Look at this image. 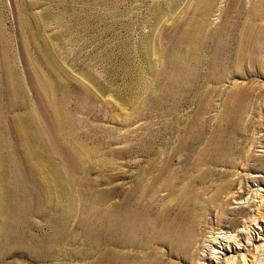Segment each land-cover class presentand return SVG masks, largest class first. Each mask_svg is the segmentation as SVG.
<instances>
[{"label": "rangeland", "instance_id": "obj_1", "mask_svg": "<svg viewBox=\"0 0 264 264\" xmlns=\"http://www.w3.org/2000/svg\"><path fill=\"white\" fill-rule=\"evenodd\" d=\"M0 113V264H264V0H0ZM133 192L192 249L89 243Z\"/></svg>", "mask_w": 264, "mask_h": 264}, {"label": "bare ground", "instance_id": "obj_2", "mask_svg": "<svg viewBox=\"0 0 264 264\" xmlns=\"http://www.w3.org/2000/svg\"><path fill=\"white\" fill-rule=\"evenodd\" d=\"M58 111V110H57ZM1 114V113H0ZM2 116V115H1ZM58 119V118H57ZM1 121L4 122V119ZM64 121V120H63ZM59 122V121H58ZM64 124V123H63ZM1 125H3L1 123ZM2 127V126H1ZM3 128V127H2ZM1 130V129H0ZM3 130V129H2ZM42 130V129H41ZM5 131V129H4ZM40 131V130H39ZM39 131L37 133H39ZM3 132V131H2ZM42 132V131H41ZM1 133V132H0ZM4 133V132H3ZM45 136V135H44ZM2 138V137H1ZM39 138H40V134H39ZM3 140V138H2ZM40 141H43L42 139H38ZM46 140V138H45ZM3 142V141H1ZM0 142V144H1ZM38 142V141H37ZM4 144V143H2ZM26 144V143H25ZM24 144V145H25ZM43 144V142L41 143ZM6 144H4L3 146H5ZM1 146V145H0ZM2 146V149H4ZM43 146V145H42ZM45 147V145H44ZM1 148V147H0ZM27 148V146H26ZM6 149V148H5ZM48 148L46 147V150ZM51 149V148H49ZM53 152H51L50 154H52ZM14 154V153H12ZM47 154V153H46ZM48 155V154H47ZM13 156V155H12ZM52 156V160H53V155ZM11 157V156H10ZM48 157V156H47ZM13 158V157H12ZM28 158V157H27ZM51 158V157H49ZM4 160L7 161V158H4ZM50 160V161H52ZM54 161H52L53 163ZM56 162V161H55ZM58 163V162H57ZM2 164V163H1ZM55 165V163H53ZM61 164V163H60ZM57 165V164H56ZM31 166V165H30ZM59 166V165H58ZM2 167V166H1ZM0 167V169H1ZM18 167V166H17ZM7 168V167H6ZM56 169V168H55ZM5 172L6 170L3 169ZM1 171V170H0ZM17 171V170H16ZM56 171V170H55ZM9 173V171H8ZM14 173V172H13ZM12 173V174H13ZM0 174H3L0 172ZM4 175V174H3ZM9 175V174H7ZM6 175V176H7ZM23 175V174H22ZM15 176V175H13ZM12 177V176H11ZM6 178V177H5ZM15 178V177H14ZM4 179V178H3ZM7 181V180H6ZM20 181V179H19ZM13 182V181H12ZM8 184V182H7ZM172 184V183H171ZM170 184V186H172ZM16 185V184H15ZM63 185V182H62ZM18 186V185H16ZM10 187V186H9ZM66 188V187H65ZM9 189V188H8ZM64 191V189H63ZM68 192V191H67ZM19 195V194H18ZM65 195V194H64ZM144 195V194H143ZM142 193H136L133 192V195H131V197L129 198V201L127 202V204H125L124 206H122L121 208H119L116 212L114 213H109L108 214V219H102V223L100 224V229H98L95 233H90L87 232L86 234V239L89 240L93 243V246L98 248L100 246H106V245H110L113 247L112 253L111 255L115 258V260L117 258H119V255L117 253V249H141L144 250L146 253V250L149 249L150 247H152L154 244H161V245H166V246H170L171 250L173 252H177V251H189L190 249H192L193 245L195 244V241L198 237V228H197V224L194 218V210L197 207V203L196 201L192 200L191 198H188L187 195H183L181 197L180 203H179V207L177 210V213L174 216H167V217H161V218H155L152 216V214L149 212V209L144 205L145 202V196H143ZM17 196V195H16ZM19 198V196H18ZM25 199V198H24ZM18 200V199H17ZM16 200V201H17ZM24 201V200H23ZM12 202V201H11ZM147 203V202H146ZM18 204V203H17ZM20 205V204H19ZM63 205V204H62ZM10 194L7 190H5V192L0 193V220L2 219L3 224H0V231H3L5 229H10L9 232L13 233V229L11 228V225L9 222H11V220L15 222H21L22 219L25 218V216H21V214L19 213H13L10 207ZM58 207L60 205H57ZM17 207V205H16ZM65 208V207H64ZM61 209V208H60ZM60 213V210L57 209ZM62 210V209H61ZM57 211V212H58ZM151 211V210H150ZM56 212V211H55ZM49 213V212H48ZM47 213V214H48ZM27 214V213H26ZM62 214V213H61ZM60 214L61 218L62 215ZM59 215V214H58ZM28 216V215H27ZM26 216V218H27ZM51 214L48 216L49 219L48 221H50V223L52 221H56L54 220L55 218H53L54 216H51ZM56 217V216H55ZM105 217V216H102ZM101 217V218H102ZM100 219V218H99ZM101 220V219H100ZM61 221V220H60ZM59 221V222H60ZM26 222V221H25ZM24 222V224H25ZM47 222V221H46ZM57 222V221H56ZM58 224V223H57ZM91 224V223H90ZM61 225V224H60ZM89 225V224H88ZM94 225V224H93ZM23 226V225H22ZM64 226V225H63ZM98 226V225H97ZM21 227V226H20ZM51 227V225H50ZM87 227V225H86ZM18 228V227H16ZM49 228V227H48ZM90 228V226H89ZM88 228V229H89ZM93 228V227H92ZM99 228V227H98ZM61 230L63 228H60ZM96 229V227H95ZM19 230V229H18ZM85 230V229H84ZM16 231V229H15ZM30 231V230H29ZM59 231V229H58ZM95 231V230H93ZM5 232V231H4ZM23 232V230H22ZM56 231L54 230V233ZM21 233V231H20ZM53 233V234H54ZM61 233V232H60ZM64 233V232H63ZM4 234V233H3ZM2 234V235H3ZM7 234V233H6ZM14 234V233H13ZM12 234V235H13ZM23 234V233H22ZM21 234V235H22ZM46 234V233H45ZM56 234V233H55ZM85 234V233H84ZM1 235V234H0ZM5 235V234H4ZM10 235V234H9ZM20 235V236H21ZM33 235V234H32ZM49 234H47L48 236ZM51 235V234H50ZM60 235V234H59ZM31 236V235H30ZM3 237V236H2ZM11 237V235H10ZM14 237V236H13ZM16 237V236H15ZM18 237V236H17ZM5 238V237H4ZM8 238V235H7ZM23 238V237H22ZM33 238V236H32ZM57 238V237H55ZM64 238V237H63ZM3 239V238H2ZM11 239V238H10ZM14 239V238H13ZM29 239V238H28ZM46 241H49V246L50 244H52V242L54 241V239L51 237H45L44 238ZM61 239V237H60ZM6 240V239H5ZM4 240V241H5ZM19 240V237H18ZM21 240V239H20ZM24 240V239H23ZM45 240H43L45 242ZM214 241H217L218 238L214 237L213 238ZM1 241V240H0ZM10 241V240H9ZM16 241V240H15ZM40 241V240H39ZM42 241V242H43ZM63 241V239H62ZM2 244L4 243L3 241H1ZM20 242V241H19ZM34 242V241H33ZM32 242V243H33ZM13 243V242H12ZM31 243V242H30ZM31 243V244H32ZM36 243V242H35ZM47 244V242H45ZM90 243V242H89ZM1 244V245H2ZM18 244V243H17ZM22 244V243H21ZM19 244V245H21ZM54 244V243H53ZM58 244H60L58 242ZM0 245V246H1ZM30 245V244H29ZM42 245V244H41ZM46 245V247L48 246ZM56 245V244H55ZM61 245V244H60ZM91 245V244H89ZM15 246V244H14ZM18 246V245H16ZM36 246V244H35ZM34 246V248H35ZM40 246V245H39ZM38 246V247H39ZM52 246V245H51ZM50 246V247H51ZM30 247V246H29ZM43 247V246H42ZM56 247V246H55ZM33 248V249H34ZM102 248V247H101ZM19 249V248H18ZM25 249V248H24ZM42 249V248H41ZM21 250V248H20ZM45 250V249H43ZM96 250V249H95ZM17 251V249H16ZM39 251V250H38ZM49 251V250H48ZM47 251V252H48ZM29 252V251H28ZM27 252V254H28ZM142 252V251H141ZM4 253V252H3ZM22 253L23 249H22ZM34 253V252H33ZM26 254V252H25ZM26 254V255H27ZM35 254V253H34ZM37 251L36 254L37 255ZM47 254V253H46ZM144 254V253H143ZM3 255V254H2ZM31 255V254H30ZM33 255V254H32ZM34 256V255H33ZM41 256V255H40ZM43 256V255H42ZM45 256V254H44ZM148 256V255H147ZM127 257V256H126ZM41 257H39L40 259ZM43 258V257H42ZM114 258L110 259V260H114ZM130 258V257H128ZM139 258V257H138ZM141 258V257H140ZM143 258V259H142ZM141 258V260H138L137 262H134L131 260V262L134 263H126V264H147V262H145L144 258H146V256H143ZM151 258V257H150ZM157 258V257H156ZM121 259V258H119ZM127 259V258H126ZM147 259V258H146ZM155 259V258H153ZM152 259V260H153ZM114 260V261H115ZM118 260V259H117ZM129 260V259H128ZM134 260V259H133ZM148 260V259H147ZM127 261V260H124ZM110 262V261H109ZM119 262V261H116ZM129 262V261H128ZM153 262V261H152ZM228 263L226 264H233L231 261H227ZM113 263V262H112ZM124 263V264H125ZM149 263V262H148ZM114 264H116L114 262ZM122 264V263H121ZM155 264V263H154Z\"/></svg>", "mask_w": 264, "mask_h": 264}]
</instances>
